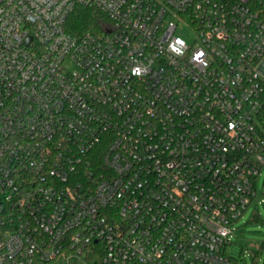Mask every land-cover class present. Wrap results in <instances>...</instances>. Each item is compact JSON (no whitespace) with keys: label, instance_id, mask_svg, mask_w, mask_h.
<instances>
[{"label":"built area","instance_id":"2783aa9c","mask_svg":"<svg viewBox=\"0 0 264 264\" xmlns=\"http://www.w3.org/2000/svg\"><path fill=\"white\" fill-rule=\"evenodd\" d=\"M263 170L264 0H0V264H233Z\"/></svg>","mask_w":264,"mask_h":264},{"label":"rangeland","instance_id":"374dc122","mask_svg":"<svg viewBox=\"0 0 264 264\" xmlns=\"http://www.w3.org/2000/svg\"><path fill=\"white\" fill-rule=\"evenodd\" d=\"M257 190L244 218L235 224L232 243L227 245L233 264L264 263V170L257 179ZM255 213L259 218L253 219Z\"/></svg>","mask_w":264,"mask_h":264},{"label":"trees","instance_id":"16d2710c","mask_svg":"<svg viewBox=\"0 0 264 264\" xmlns=\"http://www.w3.org/2000/svg\"><path fill=\"white\" fill-rule=\"evenodd\" d=\"M105 18L104 14L93 7H80L68 19V27L75 33L82 32L87 29H92L100 21ZM258 214L253 215V219H257ZM98 244H94V247ZM101 256V254H100ZM264 264V263H263Z\"/></svg>","mask_w":264,"mask_h":264}]
</instances>
